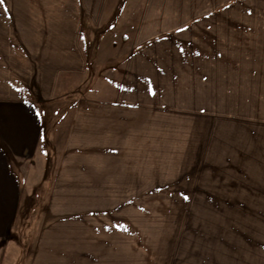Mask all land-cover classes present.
Segmentation results:
<instances>
[{
	"label": "rangeland",
	"instance_id": "obj_1",
	"mask_svg": "<svg viewBox=\"0 0 264 264\" xmlns=\"http://www.w3.org/2000/svg\"><path fill=\"white\" fill-rule=\"evenodd\" d=\"M101 1L102 9L78 8L81 3L87 9L95 3L101 5ZM139 1L0 3V86H5L0 91L4 96H15L12 58L15 34H20L35 42V74L28 75L35 78L37 97H44L40 106L45 124L41 149L33 167H21L25 185L15 221V264H264L263 217L256 219L262 233L257 234L251 219L231 216L218 200L221 193L234 192L220 185L219 168L231 166L228 170L236 174L234 163L223 162L220 153L222 143L234 144L236 123L229 121L231 127L226 128L221 122L213 129L209 123L216 113L238 111L263 127L256 118L264 117V89L241 88L264 86L258 82L264 74L252 72L264 69L259 64L264 58H252L256 53L238 49L235 53L243 54V66L229 65L227 69L234 70L233 74L213 75L212 105L173 107L186 116L180 115L173 123H149L173 131L179 161L156 160L146 169H135L139 160L132 154V160L124 163L117 154L122 150L119 142L113 144L112 162L100 165L94 159L96 151L106 153L110 145L108 128L115 122L110 117L114 111H109V101L113 103L119 95L124 53L140 14L134 3ZM82 12L92 19L83 27ZM222 13L221 17L259 19L264 24V0H236ZM260 28L264 33V26ZM66 35L69 45L76 35L80 37L78 44L88 58L83 73L71 70L76 60L68 48L69 73L58 74L60 60L54 51L60 50ZM9 49L14 54L1 53ZM47 50L53 51L51 57ZM49 70L59 78L57 90H49L44 81L47 75L43 71ZM217 77L222 82H216ZM251 77L258 80L247 84ZM242 101H255L260 106H236ZM247 110L257 114L249 117ZM235 116L227 115L230 119ZM227 129L233 138L226 137ZM129 136L131 141L135 139L137 130ZM10 258L11 251L4 264H10Z\"/></svg>",
	"mask_w": 264,
	"mask_h": 264
},
{
	"label": "crops",
	"instance_id": "obj_2",
	"mask_svg": "<svg viewBox=\"0 0 264 264\" xmlns=\"http://www.w3.org/2000/svg\"><path fill=\"white\" fill-rule=\"evenodd\" d=\"M231 3H236V0H141L134 3L140 14L129 40L131 44L124 53L123 76L117 86L119 95L113 103L109 101V111H114L110 117L115 122L108 128L110 145L106 153L95 152L94 159L98 160V164L112 162L111 154H115L113 144L118 142L122 150H118L117 154L121 155L124 163L132 160V154L135 161L139 160V167L133 166L135 169H146L148 164H156V160L164 162L170 158L179 161L180 149L173 131L170 133L169 128L149 123H173L186 116L173 107L212 105L213 75L233 74L234 70L227 69L229 65L244 64L243 54L235 53L238 49L256 53L252 58H264V33L260 28L264 24L259 19L242 21L221 17L224 14L222 11L225 12ZM102 4L101 1V5L95 3L85 9L81 3L78 8L83 11L102 9ZM81 16L82 27L92 20L88 13L82 12ZM78 38L76 35L69 45L68 35L66 40L63 36L60 50L54 51L55 57L60 60L58 74L69 73L66 61L68 48L76 60L71 70L83 73L84 67H87L88 58L78 44ZM47 51L51 57L53 51ZM1 53L14 54V51L9 49ZM12 59H15V85H12L15 96L7 97L0 91V264L7 260L9 251L10 264H15V221L19 217L25 185L21 167L22 164L34 166L45 134L40 107L44 97H37L35 78L28 75H34L36 69L34 40L27 35L15 34V58ZM259 64L264 68V60H259ZM30 68L33 70L29 71ZM43 72L44 76L47 75L44 81L49 84V90H57L59 78L56 73L51 70ZM252 72L261 75L264 69ZM256 80L246 79V83ZM215 81L222 82V79L217 77ZM258 82L263 83L264 79ZM241 88L264 89V86L242 85ZM239 105L254 109L260 103L242 101L237 102L236 106ZM247 112L250 111H246L249 117L256 113ZM229 114L236 116L230 119L227 117ZM239 114L238 111L220 112L209 119L210 129L221 122L226 128L231 127L229 121L236 123L234 144L224 142L220 151L223 162L234 163L236 174L228 170L231 166L219 168L220 185L226 187L227 192H234L227 195L221 193L218 200L227 213L232 212L231 216L251 219L253 231L262 234L256 219H264V117H255L263 126L260 129L254 120ZM136 130L137 136L131 141L129 132ZM227 133V138H233L231 130L227 129ZM170 141L171 151L168 147ZM257 261L255 257L254 263Z\"/></svg>",
	"mask_w": 264,
	"mask_h": 264
},
{
	"label": "snow or ice",
	"instance_id": "obj_3",
	"mask_svg": "<svg viewBox=\"0 0 264 264\" xmlns=\"http://www.w3.org/2000/svg\"><path fill=\"white\" fill-rule=\"evenodd\" d=\"M3 2V0H0V3H2Z\"/></svg>",
	"mask_w": 264,
	"mask_h": 264
}]
</instances>
